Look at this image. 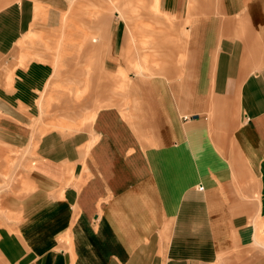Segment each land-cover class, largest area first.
Instances as JSON below:
<instances>
[{
    "label": "crops",
    "instance_id": "obj_1",
    "mask_svg": "<svg viewBox=\"0 0 264 264\" xmlns=\"http://www.w3.org/2000/svg\"><path fill=\"white\" fill-rule=\"evenodd\" d=\"M15 3L21 8L5 7ZM151 3L154 29L165 28L158 48L188 22L180 76L137 79L136 122L115 106L97 110L85 154V142L65 149L56 130L44 137L30 165L50 186H41L46 204L23 216L17 233L9 230L14 244L0 248L9 264H264L257 252L247 258L231 249L233 238L248 242L256 228L243 197L258 195L264 216V0ZM27 5L0 0V37L5 22L8 36L22 35ZM21 93L16 98L32 100ZM30 203L21 208L33 210Z\"/></svg>",
    "mask_w": 264,
    "mask_h": 264
},
{
    "label": "rangeland",
    "instance_id": "obj_2",
    "mask_svg": "<svg viewBox=\"0 0 264 264\" xmlns=\"http://www.w3.org/2000/svg\"><path fill=\"white\" fill-rule=\"evenodd\" d=\"M21 1L28 4L29 19L24 21L26 24L22 22L25 26L22 35L8 36L5 22L0 37V125L21 134L0 129V231L8 230L2 231L5 235L0 239V248L14 244L9 230L17 233L25 218L46 204V196L41 199V186H50L33 178L30 165L44 137L56 130L64 137L65 149L74 148L78 140L85 142L81 147L85 154L84 146L91 139L90 124L97 110L115 106L126 120L136 122V110L132 107L134 99L142 101V95L137 97L136 93L142 92L143 87L138 86L137 79L152 82L150 77L180 76L183 69L180 51L188 25L187 21L182 22L178 39L171 42L169 38L170 42L161 43L158 48L160 43L156 41H160L165 28L153 27L159 24L152 23L153 12H158L152 0H148L147 10H143L146 0H139L136 5L124 4L126 0ZM20 4L5 7L20 9ZM120 8L128 14L127 22L120 18ZM1 12L8 13L2 9ZM125 23L130 26L129 45L125 57H121L127 39ZM170 33L174 36L175 32ZM140 65L144 67L142 70L138 69ZM20 92L23 96L29 94L32 100L16 98ZM207 118L210 143L215 144L211 110L205 121ZM133 127L136 129V125ZM52 141L54 147L61 144L58 139ZM144 143L152 145L148 140ZM70 178L68 186L75 183L72 175ZM243 199L251 204L247 214L256 228L248 242L246 237L233 238L231 249L247 258L254 252L264 256V216L257 211L259 196ZM30 201L34 209L29 208L28 213L21 207ZM3 258L1 254L0 264H9Z\"/></svg>",
    "mask_w": 264,
    "mask_h": 264
},
{
    "label": "bare ground",
    "instance_id": "obj_3",
    "mask_svg": "<svg viewBox=\"0 0 264 264\" xmlns=\"http://www.w3.org/2000/svg\"><path fill=\"white\" fill-rule=\"evenodd\" d=\"M157 7H158V6H157ZM157 9H158V8H157ZM120 16H121V19H122V18L125 19L124 16H122V15H120ZM124 21H126V20H124ZM87 39H88V38H87ZM136 66H138V65H136ZM143 68H144V67H142V65H140V66L138 67L139 70H142ZM62 136H63V135H62ZM91 144H92V140H91L90 144H87V145H86V146H87L86 149H88V148L91 146ZM82 146H83V145H82ZM86 146H85V147H86ZM83 150H84V149H83ZM85 175H86V174H85ZM27 187H28V186H27ZM255 238H256V237H255ZM256 240L259 241V240H258V237L256 238Z\"/></svg>",
    "mask_w": 264,
    "mask_h": 264
},
{
    "label": "built area",
    "instance_id": "obj_4",
    "mask_svg": "<svg viewBox=\"0 0 264 264\" xmlns=\"http://www.w3.org/2000/svg\"><path fill=\"white\" fill-rule=\"evenodd\" d=\"M202 188H203V186L200 184V185L198 186V190H202Z\"/></svg>",
    "mask_w": 264,
    "mask_h": 264
}]
</instances>
